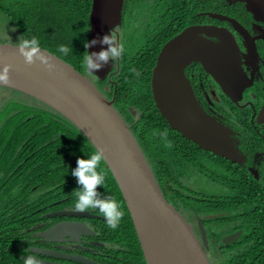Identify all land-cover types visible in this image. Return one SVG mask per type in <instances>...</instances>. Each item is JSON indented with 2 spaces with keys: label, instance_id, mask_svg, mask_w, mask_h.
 <instances>
[{
  "label": "flooded vegetation",
  "instance_id": "af4514ba",
  "mask_svg": "<svg viewBox=\"0 0 264 264\" xmlns=\"http://www.w3.org/2000/svg\"><path fill=\"white\" fill-rule=\"evenodd\" d=\"M197 1L192 4L197 3L207 7L197 14L208 17L190 25L214 24L227 27L233 33L240 48L241 66L248 81L239 93L232 90L228 93L199 62L190 63L185 68V73L204 109L231 130L228 135L239 150L241 158L233 160L218 155L184 136L186 144L191 147L186 151L195 150L198 158H207V164L211 166L209 170L203 171V176L211 181L213 192L217 193L210 195L209 193L212 192H196L189 189L191 191L186 201L173 202L175 196L173 197L169 184L161 178L158 179L157 176L156 178L166 199L193 227L212 264H223L226 254L241 261V258H247V252L253 247V258L257 256L258 260L260 256L255 246L259 241L258 237H263L264 241V230H258V223L251 222L245 225L244 218L252 212L264 211V0ZM218 14L220 16H214ZM6 23L15 25L9 17L4 24ZM117 31L119 43H122L120 29L118 28ZM4 42L12 43L8 35H1L0 29V43ZM114 68L110 73L115 70ZM96 84L108 97L104 90L108 89L107 84L103 85V88L98 81ZM0 89L5 88L0 87ZM35 100L41 104L35 106L44 107V103ZM220 103L224 105V109L216 105ZM117 110L132 129L134 122H129L123 110L120 111L118 108ZM129 110L134 117L139 118L140 112L134 106H129ZM131 114L129 113V116ZM223 158L231 160L233 167L223 168L220 163L224 162ZM25 161L26 158L14 168L12 166L0 168V264H24L23 259H27V256L35 257L43 264H127L128 246L126 247L123 229L118 227L113 230L108 227L106 218L98 209L86 210L88 215L55 214L61 211L76 212L74 209L76 198L72 193L54 198L52 192L48 194L50 199L47 202L45 172L37 171L34 162L23 174L13 175ZM185 163L184 166L188 167V162ZM37 167H40L39 164ZM32 169L35 171L31 172ZM239 176L244 178L241 179ZM230 178L236 179L235 182L240 180L241 183L230 185L232 180ZM9 179L19 181V186L23 190H18L17 187L16 190L3 187L4 182ZM172 180H175L174 177ZM25 181L36 183L27 190ZM244 182L246 185L242 184ZM98 192L101 196L115 198L105 195L103 186L98 187ZM228 208L233 210L223 211ZM198 217L204 226L208 246L204 245ZM257 217L259 220L260 216ZM213 218L217 220H211ZM58 225L61 227L60 231L55 232L53 240H48L45 232ZM259 225L261 227L260 222ZM233 233H239L238 238L228 244L222 241L223 237ZM47 251L53 254H48Z\"/></svg>",
  "mask_w": 264,
  "mask_h": 264
},
{
  "label": "water",
  "instance_id": "95a60500",
  "mask_svg": "<svg viewBox=\"0 0 264 264\" xmlns=\"http://www.w3.org/2000/svg\"><path fill=\"white\" fill-rule=\"evenodd\" d=\"M124 1H92L87 42L102 38L114 29L119 43L117 30L122 23ZM16 45L0 43V71L5 65H11L10 83L0 82V87L18 90L47 104L70 120L97 150L104 151V160L126 201L147 264H212L193 227L166 199L131 126L115 107V97L109 99L96 84L109 75L117 59L110 60L100 70L82 72L40 47L55 63V68L49 70L39 60L26 64ZM108 47L97 43L88 47V52ZM239 51L227 27L190 25L161 48L151 80L156 106L172 128L202 148L233 160H239L241 155L228 135L231 130L201 105L185 68L199 62L226 92L239 93L248 81ZM70 213L88 215L85 211L55 214ZM198 219L204 245L208 246L204 226L200 217ZM59 228L60 225L47 230L46 238L53 240ZM238 236L239 233H233L222 241L228 244Z\"/></svg>",
  "mask_w": 264,
  "mask_h": 264
},
{
  "label": "trees",
  "instance_id": "16d2710c",
  "mask_svg": "<svg viewBox=\"0 0 264 264\" xmlns=\"http://www.w3.org/2000/svg\"><path fill=\"white\" fill-rule=\"evenodd\" d=\"M92 1L0 0V13L14 22L22 39H31L35 36L41 48L57 54L78 70L85 72L83 62L85 55L88 54L85 44L90 31ZM194 2L198 1L125 0L122 23L119 28L124 53L117 58L115 70L105 79L98 81L102 88L107 84L108 89L104 90L108 97L115 96L114 105L126 113L129 122H134L132 130L158 179L161 178L169 184L173 197L175 196L173 202L186 201L191 190L186 188L184 191L180 190L183 187L176 185L177 181L172 180L174 175L172 169L171 171L169 169L170 164L180 163L178 166L180 169L188 168L190 173L194 170L203 174V171L209 170L211 165L207 164V158H198L195 150L186 151L191 147L186 144L185 137L172 128L161 114L152 95L151 76L156 58L165 42L186 26L206 20L208 17L197 14L198 11L207 7L197 3L192 4ZM60 45L69 47L71 51L67 55L59 53L57 49ZM5 89L28 95L15 89L7 87ZM14 104L13 101L9 102V105L6 104L0 110V168L5 169L7 166L14 168L17 163L26 158L20 169L13 174L14 176L18 173L23 174L34 162L37 171L45 172L44 185L47 193L56 190L59 195L73 193L80 187L77 178L71 174L77 166L78 158L87 159L97 149L70 120L47 104H44V107L24 104L19 108L14 107ZM129 106H134L140 112L139 118L131 114ZM165 131L166 137L163 135ZM169 144L170 147L167 146ZM185 162H188L189 167L184 166ZM220 163L223 168L224 166L233 167V163L228 159ZM37 164L40 167H37ZM100 170L105 174L106 187L101 185L104 187V194L115 197L120 210L124 213L118 227L125 233L126 247L128 246V249L126 248L127 264H147L126 201L105 160L101 162L98 171ZM33 171L35 169L31 170ZM230 179H232L230 185L241 183L240 180L235 182L236 179ZM25 182L27 190L36 183L35 181ZM242 184L246 185L245 182ZM3 187L14 188V190L17 187L18 190H23L16 179L7 180ZM46 197L48 202L50 197L49 195ZM190 199L194 201L193 198ZM230 210L233 208L223 211ZM263 215L262 210L246 215L245 225L251 222L258 223V230L263 231ZM211 220H217V218ZM258 239V244L255 246L260 256L258 260L257 256L253 258V247L247 252V258H241V261L226 254L223 264H264L263 237Z\"/></svg>",
  "mask_w": 264,
  "mask_h": 264
},
{
  "label": "clouds",
  "instance_id": "9594fccd",
  "mask_svg": "<svg viewBox=\"0 0 264 264\" xmlns=\"http://www.w3.org/2000/svg\"><path fill=\"white\" fill-rule=\"evenodd\" d=\"M100 43L102 45H109L108 48L99 52H91L84 57V67L89 72L100 70L109 63L110 60L115 61L124 53V45L117 42L116 32L114 29L110 30V34H105L102 38H95L90 42H86L85 47H91ZM16 47L19 53L24 57L26 64H33L39 60L49 70L55 68L53 58L46 55L40 49L39 41L35 36L31 39L19 40ZM59 53L67 55L71 49L65 45H60L57 49ZM11 65H5L0 71V82L3 84L10 83ZM135 71V70H133ZM139 73H137L138 75ZM163 135L166 137L167 132ZM167 146H171L170 144ZM105 159V154L102 149H98L89 158H78L77 166L72 170V175L77 178V183L80 186L72 193L76 197L74 209L76 212H84L89 209H98L107 221L108 227L115 230L119 226L120 220L124 213L120 210V205L110 197L101 196L98 192V187L105 185V174L102 170L98 171L101 162ZM24 264H43L42 261L33 257L27 256L23 259Z\"/></svg>",
  "mask_w": 264,
  "mask_h": 264
},
{
  "label": "rangeland",
  "instance_id": "374dc122",
  "mask_svg": "<svg viewBox=\"0 0 264 264\" xmlns=\"http://www.w3.org/2000/svg\"><path fill=\"white\" fill-rule=\"evenodd\" d=\"M1 14L2 13H0L1 35H8L12 43H18L19 40H21L22 38H21L20 33L18 32L17 26L13 25L12 23L4 24L5 22H7V17L4 16V14L2 15ZM12 101L15 103L14 107H17V108H19L20 106L24 104L41 106V104H38L36 100L34 101L33 98L29 99L28 96L23 95L22 93L13 92L12 90H9V89H0V110L3 109V107L6 104L9 105V102H12ZM216 105L221 106L220 108L222 109L225 108L224 105L221 103L216 104ZM170 165L171 166H169V169L170 171L172 169L174 179L178 183L176 185L183 187V188H180L181 191H183V189L186 188V189H191L196 192H212V193H209L210 195H214L217 193V192H213L214 188H213V185L211 184V181L207 179L206 177H204L202 172L195 171L192 173H187L188 172L187 168L180 169L178 167L180 166V163H177L176 165H172V164ZM48 194L49 193L46 192V195ZM209 194H205V195H209ZM58 196H60L58 193V190L54 191V198Z\"/></svg>",
  "mask_w": 264,
  "mask_h": 264
}]
</instances>
